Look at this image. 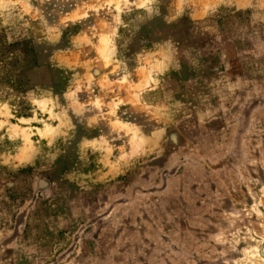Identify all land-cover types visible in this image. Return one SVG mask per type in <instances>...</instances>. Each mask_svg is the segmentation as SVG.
I'll return each mask as SVG.
<instances>
[{"label":"clouds","instance_id":"clouds-1","mask_svg":"<svg viewBox=\"0 0 264 264\" xmlns=\"http://www.w3.org/2000/svg\"><path fill=\"white\" fill-rule=\"evenodd\" d=\"M0 264H264V0H0Z\"/></svg>","mask_w":264,"mask_h":264},{"label":"trees","instance_id":"trees-1","mask_svg":"<svg viewBox=\"0 0 264 264\" xmlns=\"http://www.w3.org/2000/svg\"><path fill=\"white\" fill-rule=\"evenodd\" d=\"M33 56H34V54H33ZM34 57H35V56H34ZM35 62H36V60L34 59V60H33V63H35Z\"/></svg>","mask_w":264,"mask_h":264},{"label":"rangeland","instance_id":"rangeland-1","mask_svg":"<svg viewBox=\"0 0 264 264\" xmlns=\"http://www.w3.org/2000/svg\"><path fill=\"white\" fill-rule=\"evenodd\" d=\"M34 56H35V54H34Z\"/></svg>","mask_w":264,"mask_h":264}]
</instances>
